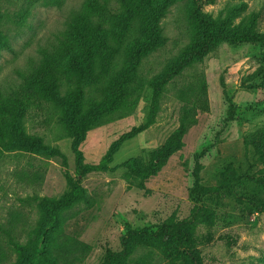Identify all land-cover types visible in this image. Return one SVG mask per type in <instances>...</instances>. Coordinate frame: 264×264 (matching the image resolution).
Returning a JSON list of instances; mask_svg holds the SVG:
<instances>
[{"label":"rangeland","instance_id":"obj_1","mask_svg":"<svg viewBox=\"0 0 264 264\" xmlns=\"http://www.w3.org/2000/svg\"><path fill=\"white\" fill-rule=\"evenodd\" d=\"M87 0H0L5 45L0 47V93L20 82L19 72L39 61L43 49L55 46ZM197 1V0H196ZM194 0H178L162 20L167 45L144 62L148 75L189 43ZM204 14L252 26L264 32V0H198ZM264 45L220 44L196 69L208 85L210 109L184 138V147L146 181L135 178L127 163L147 164L179 127L181 101L170 85L160 101L155 122L124 141L111 160L110 149L147 123L152 91L146 89L127 116L88 131L80 145L87 174L81 175L73 140L63 139L57 117L33 110L26 123L30 134L52 148L46 154L16 150L0 143V248L15 261L20 249L36 238L40 204L69 191L68 176L81 181L91 203L65 213L62 239L74 264H103L107 250L120 251L130 230H155L167 221L212 216L192 231L202 264H264V157L247 134L264 128ZM51 114V112H50ZM50 119V120H49ZM219 192V194H218ZM217 193V194H216ZM76 257L80 261H76ZM137 259L169 264L155 251L139 250ZM65 264V263H60ZM181 264V263H180Z\"/></svg>","mask_w":264,"mask_h":264},{"label":"trees","instance_id":"obj_2","mask_svg":"<svg viewBox=\"0 0 264 264\" xmlns=\"http://www.w3.org/2000/svg\"><path fill=\"white\" fill-rule=\"evenodd\" d=\"M177 1L87 0L59 42L51 49H43L39 61H30L19 72L20 82L0 93V143L33 154L49 153L52 148L46 146L45 139L28 133L26 127L33 110L46 111L50 117H57L61 137L73 140L80 174L86 175L80 145L88 131L115 117L129 115L138 106L144 91L147 88L152 91L147 123L132 130L110 149L107 159L111 160L124 141L152 126L161 99L173 85L182 103L178 129L152 154L149 163L132 159L126 165L139 180L156 176L169 158L183 149L184 138L197 124L198 115L210 109L203 73L196 71L184 84L177 80L196 69L222 43L264 45V32L254 25L236 26L229 19L204 14L198 0H194L189 16V43L168 59L159 73L146 74L144 62L167 45L162 20ZM3 19L0 10V47L6 43ZM253 142L264 157V128L245 136L246 147ZM67 178L69 191L64 196L41 201L35 241L21 248L15 261L9 260L0 248V264H74L68 259L71 255L68 242L61 238L63 220L65 213L91 201L80 180ZM194 218L191 227L187 221H167L155 230L128 231L121 237L122 249L107 250L103 264H148L146 258L135 257L139 250L155 251L169 264H202L192 231L198 223L213 224L214 218L202 219L197 214ZM80 260L76 257V261Z\"/></svg>","mask_w":264,"mask_h":264}]
</instances>
